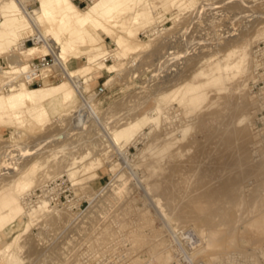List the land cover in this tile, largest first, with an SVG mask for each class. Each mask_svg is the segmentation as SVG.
Returning a JSON list of instances; mask_svg holds the SVG:
<instances>
[{"label":"rangeland","instance_id":"rangeland-1","mask_svg":"<svg viewBox=\"0 0 264 264\" xmlns=\"http://www.w3.org/2000/svg\"><path fill=\"white\" fill-rule=\"evenodd\" d=\"M151 1L152 12L155 14H152L151 20H153L154 17L156 19L150 22L151 26L144 22H135L133 20L137 11L144 8L142 3H135L134 5L128 6V3L120 1L119 7H117L113 14V20L115 19L116 23H104L102 30L97 28V30L94 31L95 37H98L94 45L103 50H118L117 39L120 36L126 37L129 43L135 47L138 46V49L128 50L123 53L118 60L113 56H107L104 62L108 66L114 65L115 71L113 74H109L105 69L95 71L93 74V82H88L90 87L87 86L90 92L86 91L84 93L81 92V95H75L74 102L58 113L50 114V121L44 125L25 123L22 127L21 134L16 133L14 139H11V137L16 126L7 118H0V199L9 190L15 188V183L23 172L27 170H36V184L27 191L28 193L30 191V194L27 192L24 194L26 196L29 195L27 197L25 196L23 199L26 211L35 208L40 202L38 200H42L43 197L44 199L48 198L47 201L51 200L49 201L50 206H53L51 208H56L53 209L54 211L57 210L50 216L53 215L57 218L60 216L58 211L60 213H66L65 211H67V214L71 215L70 224L72 223L70 226L64 223V228L61 220V216L63 215H61L59 217L61 219L58 222V226H61V229L57 226L56 222L55 225L58 227L56 228L58 230H52L55 226H51V222L48 223L49 220H47L46 223V217H44L45 219L42 218L44 221L41 219L42 222L40 221L38 224L34 223V225H32L30 231H28L29 234L28 232L26 233L28 236H26V234H24L26 236L25 238L24 235L22 236L24 240L26 239V244H24L25 242L21 237V242H13L10 246L3 245L4 241H9L14 235H18L21 231V227H23V223L26 222L27 216L26 218L25 216L20 217L15 224V229L12 234L2 233L3 239H0V251H3V256L0 258V264H11L10 260L12 258L16 259L18 264H130L135 259L144 264L146 260L151 257V254L157 253L158 250L163 247L161 242L154 241L157 240L158 236L165 233V218L163 219V213L161 214L159 211L156 200H158L159 203L164 206L166 212L170 214L173 209L172 203L166 199L169 197L170 193H172L173 196L176 195V197H174V200L176 198L174 202L175 206L181 203L179 202L180 200L185 205L188 204L190 198H194L195 195L198 196V192L200 193L203 191L202 193H205L204 190L207 191V187L213 190L209 188L213 186L215 182L213 180H216L215 184L220 186V184H217L220 180H217L220 179L218 176H222L223 174V179L226 178L225 180L232 179V177L235 178L234 176L241 177V180L245 179L243 183L244 185L250 184L249 188H254L256 186L255 184L259 183H255V180L257 177L258 179L259 177L262 178L260 174L262 176L264 175V165H262L264 161H260L262 159L264 160V106H262L264 105V0H194L192 5L188 6L186 4L187 6L185 5L180 8H176L175 6L165 7L164 3L166 0ZM94 2L95 0H78V2L75 3L80 8L85 9L93 5ZM24 3L29 11H33L39 7L37 0H25ZM3 20L4 18H2L0 13V21ZM38 26L43 35H49L47 37H49L52 43L51 45L58 51L61 50L62 47L63 49L66 48L65 44L67 41L71 40L67 32L60 31L61 34L59 36L52 32L53 30L55 32L59 30L58 18L56 22L42 20ZM33 32L34 31L30 29L29 32L20 37H27L23 40V48L41 45V43H37V39L34 35L31 36ZM130 33H132V35H130ZM150 39H152V41ZM79 46L80 44L78 42L74 43V49H79ZM167 46L172 47L170 48ZM243 47H246L251 55L256 54L254 56L255 59L250 60L251 62L254 60L252 62L253 65L250 64V75L253 76L252 74L254 73V76L253 79L249 76L251 78L247 80L249 83L247 82L248 85H246L247 87L245 86L244 90L246 91V88H248L249 93L246 92L248 95L244 93L247 97L242 95L241 98V94L234 91L237 90L239 82L240 84L243 82L242 79L244 77L241 78L242 75H239L231 81H234V83L228 84L229 91H225L228 95L222 93L223 96L220 95L223 98L220 96L221 98L219 97L220 99H218L215 97L217 93L210 90L211 92L209 93L208 100L193 114L187 115L184 107L178 104L177 101L168 104L169 96L166 95V90L172 87L173 84L176 85L177 80L180 82V85L183 84V82L192 84L196 80V73L200 69L206 67L209 60L217 61L224 58V56L231 51L239 50ZM16 49L17 47H7L5 50L0 51L1 67L8 68V61L6 58L9 55L14 54L24 59L20 54L21 50L19 49L17 51ZM43 52H45V49L38 48L36 54L29 58V60L37 59L39 56L44 55ZM258 53L262 54L259 56ZM62 55L64 56L65 64H67L68 59H71L68 64V71L73 77L72 81L74 83H82L83 85L87 77L80 74L78 78H75L74 75H72L73 71L71 69H76L82 65L85 61L83 59L84 56L77 59L71 55L69 50H65V53H62ZM219 56L220 58L218 59ZM254 57L251 56L250 58ZM176 70L178 72L175 73ZM170 73L172 74L170 75ZM174 74L175 76L177 74V78L173 76ZM259 75H263V78ZM4 77L6 76L0 73V78L2 79L0 87L3 89L7 82ZM166 78H169V81ZM62 79L65 80L63 76H59L56 79H51L49 82H52L50 84H55L61 82ZM174 79L177 80L175 81ZM179 79L181 81H179ZM171 81L173 84H171ZM105 83L107 84L105 85ZM38 86L40 85H35L34 87ZM3 92L8 91L4 89ZM91 94H95V96L91 100L90 107L87 108L83 98L89 97ZM236 94L238 98L240 94V98H237V100H240V102L243 100L242 103L239 101L238 103L240 104L237 103V100H235ZM254 94L257 95L255 96ZM259 99L261 102H259ZM249 101L250 103H248ZM247 104L250 109L246 111L244 106ZM236 105L241 106L235 107ZM251 105H255L254 108ZM154 108L161 109V113H164L165 110H169V113H166L165 116L170 115L171 117V115L175 113L174 116L172 115V120L175 121V123L173 121L170 123V120L168 122L163 116L158 131L154 128L155 126L151 124L136 137L135 142L127 147L121 150L118 149V151L110 146L108 139L105 137V133L118 129V127L123 126L133 118L143 116L148 112L151 113ZM216 111H220V113L218 112L217 114ZM245 111L247 113L248 111L250 112L248 114L252 116V119H250L251 122L249 120L247 124L238 126L237 121L246 114ZM182 112L185 113V116L181 114ZM180 118L181 120L179 121L178 119ZM187 119L188 121H185ZM185 122L193 125L190 124L192 130L189 132L186 140L182 142L183 144L181 143V145L179 144V146H176V148L178 147L177 150H182L181 152H183V154L180 152L174 158H171V160H175H172L173 162H171L168 155L153 159L154 161H160L159 165H161L153 174L147 172L148 170H146L147 168L144 167V164H142L143 166L141 165L143 162H140L139 167H134V162L139 165V160L137 159L141 151L140 149H143L146 147L147 143L152 141L150 139L154 138L153 136H155V133L163 135L170 132V130L172 131L178 127L187 126ZM176 123L179 124H177L178 127ZM199 125H201V127ZM204 127L206 128L205 131ZM252 127L254 128L252 129ZM199 128L203 131H200L201 129ZM151 129H155L156 131L153 130L155 132L150 133L152 134L150 136L148 133ZM240 130L247 132L245 135H247L248 138H253L257 134L255 140H260V143L255 146H251V143L250 145L247 144L250 150L248 146L245 145L247 150L251 151V154L256 153L259 156L257 157L256 154L253 156L252 154L251 156L253 159L256 158L253 161L251 156H249L251 159L248 158L247 154L250 155V153L245 149L248 152L246 156L248 160L254 162V164H251L254 165V167H251L250 163L246 164L243 161H238L239 154L246 153L245 150H242L244 145L241 144L242 140L239 142L235 141L234 138V134L237 131L240 132ZM260 134H262V136ZM258 135H260V138H258ZM46 138L52 141L45 144L40 143L47 140ZM261 139H263L262 143ZM8 143L11 147H8ZM39 143L41 146H45L35 148L34 145L36 146V144ZM40 144L38 146H40ZM261 144H263V146ZM261 146L262 149L260 148ZM18 147L20 150L17 149ZM240 147L241 149H239ZM176 148L174 150H176ZM260 149L263 152H261ZM102 150H104V153ZM106 150L107 157H105L107 159H104L100 153L102 152V154H105ZM108 150L110 152H108ZM244 151L245 153H243ZM86 152H91L92 155L96 153L95 156L98 154V157H103L105 166L103 165V168L99 170H93V174L97 173L99 177L89 181L88 177L91 173L89 175H84L83 169L76 174V177H69L68 172H64L65 168L67 166L73 167L76 158L80 160ZM136 157L137 159H135ZM167 157H169V159ZM257 159L260 161L259 163ZM87 162L88 160H82L81 163L77 164L80 166L77 169L83 167ZM171 163L176 164L172 167ZM240 163L245 164V166L241 164L240 167ZM238 165L239 167L233 171L232 169L236 168ZM246 165H249L251 168ZM113 166L115 169L111 171V167ZM246 168L248 169L246 170ZM261 168L263 173H260ZM229 170H232L234 176H231L230 172V175L226 173ZM243 170L248 171L249 173L245 172V174L248 175L251 172L253 175H251L252 178H249L250 175H245L244 177ZM255 170H257L256 172L260 170L258 172L260 174L257 173L258 176L256 174L254 175ZM131 173H133V177ZM150 173L153 178L150 177ZM241 173H243V175ZM119 176H122L124 181H128V192L123 198H120L121 200L117 199V203L112 202L113 205L111 201L115 199H106V196L107 198L111 197L112 190L110 188L113 185L116 186V182L118 184L120 183L116 180ZM148 176V181L150 180V182L144 179L145 177L148 178ZM205 176L207 179H204L206 178ZM215 176L217 178H215ZM134 177H136L138 185L141 183V186H137ZM201 177L204 179L203 181H201ZM247 177L250 179H248L249 182H247ZM150 178L152 181L154 180L152 184L158 182L157 185H159V188L155 191L156 193L150 191L149 195V190L146 189L147 187H145V185L152 182ZM208 178H213V180L211 179L213 184L210 185V180ZM83 179H85V181ZM79 180L83 181L74 185ZM222 182H220L221 185L223 184ZM175 183L179 184V186L176 185L177 187H175ZM215 184L214 187H216ZM219 186L218 189L221 188V186L220 188ZM171 187L172 190L170 191L174 192L169 191L170 193H168V189ZM263 188L264 187H262V190L259 189V191L261 190L259 192L261 195H264ZM143 189L148 192L144 194L145 191ZM214 189H217V187ZM166 192L168 193V197L167 194H165ZM45 194L48 195L46 196ZM88 194H93L94 198L90 197ZM108 194H110V197ZM182 194L185 196L187 195L186 197L189 199L185 201L184 198L186 197ZM104 196L106 200L111 201L105 200V202L103 199ZM88 197H90L89 199L91 201ZM154 197L157 199L154 200ZM99 200L101 202L104 201V204L106 203V205L101 203V207L103 205L105 206V208L102 207L104 211H111L108 212V215H106L107 213L104 214V218L102 216L103 209L99 211L101 215L100 213L98 214L97 211L98 209L101 210L98 204V202H100ZM221 200L217 202L222 204L221 202H224V200ZM94 202L98 204H96L98 207L94 205ZM36 203L37 205L35 206ZM63 204L65 205L63 206ZM107 204H111L109 205L110 207ZM219 204L218 206H220ZM254 205L255 203L249 201L244 205L242 210H247L246 212L248 214V211L252 210ZM263 205L262 199L256 201V207L259 210V207ZM182 206L180 209L178 206L176 211L177 215L182 212ZM61 209H63L64 212H62ZM254 210L255 212L253 211V214L247 215V219L245 218L246 225L243 223L236 229L238 233L236 234V245L238 246L236 249L241 251L232 247L228 253H264V219L256 220L259 210L258 212H256V209ZM246 212H244V215H246ZM239 213L238 210L233 209L231 217L236 218ZM64 215L66 216V214ZM49 217L48 219H50ZM71 219L73 220L71 221ZM81 226L87 227L84 229ZM231 226L233 227V224L227 226V228ZM181 228L188 230L192 229V224H187ZM86 229L88 231H86ZM102 231H106L105 236H101L100 233ZM31 236L34 237V240L30 238L27 240V238ZM101 237H103L104 240L100 241ZM254 239H259V241H255ZM226 240L229 241V238L223 237L221 244L228 243ZM28 242L32 245L29 246ZM204 242L205 241L196 243L195 249L197 248L200 250L201 248H207V244ZM195 249L194 253H197L198 250L196 249V251ZM213 252L216 254L215 249H213V251L207 249L204 254L208 257L214 254ZM228 253H224L222 258ZM201 256L199 255L198 257L197 255V258L202 259ZM128 260H130V262ZM203 261L207 263L208 258H204ZM152 264H158V262L154 259Z\"/></svg>","mask_w":264,"mask_h":264},{"label":"bare ground","instance_id":"bare-ground-1","mask_svg":"<svg viewBox=\"0 0 264 264\" xmlns=\"http://www.w3.org/2000/svg\"><path fill=\"white\" fill-rule=\"evenodd\" d=\"M24 1L25 0H0V13L2 15V18H4L3 21H0V51L5 50L7 47H11V48L17 47L16 50L18 51L20 49L21 50L20 54L24 58V59H22L16 55L12 54L6 58L8 61L7 62L8 68H3L0 66V73H1V75L6 76L4 78H6V81H7L4 89H5V91H8V92H3L4 89L2 87H0V118H2V119L7 118L11 122H13V124L16 126V129L14 131L15 133L13 132L11 139L15 138L16 133L21 134L22 127L24 126L25 123L44 125L48 121H50V114H56L59 111H61L62 109H64L65 107H67L68 105H70L72 102H74L75 95H77V94L81 95L82 94L81 92H83V93L86 91L90 92L89 91L90 85L88 82H93V78H94L93 74L95 71L105 69V71L108 72L109 74H113L115 71L114 65L108 66L104 62V60L107 58V56H113L116 60H118L121 57V55L123 53L127 52L128 50L138 49V46L135 47L134 45H131L129 43V40L124 36H120L117 39V49L119 51L116 49H115V51L114 50L106 51V50H103L102 48L94 45L98 40V37H95V35H94V31H96L97 28L102 30V26L104 25V23H114V24L116 23L115 19L113 20V14L116 11L117 7H119L120 1H124V2L128 3V6L134 5L135 3H142V5H144V8L137 11V13L133 19L135 22H142V23L144 22L145 24H149V26H151L150 22L156 20L155 17L153 18V20H151L152 14L155 15L152 12V1L151 0H95L93 5H90L85 9L80 8L74 2V0H37V2L39 3V7L33 11H29L26 8V5H24L25 4ZM193 1L194 0H166V2L164 3V6L165 7L175 6L176 8H180L182 6H185L186 4L188 6L192 5ZM183 8H185V7H183ZM57 18H58V23H59V30H56V32L53 30L52 32L57 36H59L61 34V32H67L70 36V39H71L70 41H67V43L65 44L66 48L63 49V47H62V49L59 51L51 45L52 43L50 42L49 37H47L49 35H45V34L43 35L41 33V31L39 30L40 28L38 26L42 20L55 21L56 22ZM30 29L32 31H34L33 34H31V36L34 35L35 38L37 39V43H41V45L23 48V40H25L27 37L26 38H23V37L20 38V37L23 34H26L27 32H29ZM130 35H132V33H130ZM150 40L152 41V39H150ZM77 42L80 44L79 49H74V43H77ZM249 42H247V43H249ZM247 45H249V44H247ZM245 46H246V44H245ZM167 47H170V46H167ZM38 48L45 49V52H43L44 55H52L55 57L54 68L53 69H43L44 78L49 75V72L54 71V72H63V74H64L63 77L65 80L62 79L61 82L55 83V84H50V83H52V82H49L50 80H44V83L38 87H34L30 83H27L24 80L23 74L26 73L30 68L29 58H31L32 56H34V54H36V50ZM170 48H168V49H170ZM65 50H69L71 55H73L77 59L84 56L83 57V59L85 60L84 63L82 65H80L79 67H77L76 69H71L73 71L72 75H74L75 78H78V76L80 74H83L85 77H87L86 82H84L83 85H82V83H78V82L74 83L72 81L73 77L71 76V74H69V71H68V68H69L68 64H69L71 59H68L67 64H65L64 58H63L64 56L62 55V53L63 54L65 53ZM256 51H260V50H256ZM250 52H251V50H250ZM258 54L260 56V54H262V53H258ZM255 55H251L248 52L247 48L243 47L239 50L231 51L230 53L226 54L224 56V58H222V59H219L220 58V56H219L218 57L219 60H217V61L212 60L213 61L212 62L210 60L209 61L207 60L208 64L206 65V67L200 69L196 73V75H195L196 80L194 83L188 84V83L183 82V84L180 85L179 84L180 82H178L177 79H176L177 81L174 79L177 83L176 85H174L171 81V84H173V86L167 88L168 90H166L167 91L166 95L169 96L168 104H172L171 102L174 103V101L175 102L177 101L178 104H180V105H182V107H184L187 115L193 114L199 109V107L202 104H204L208 100L209 93L211 92L210 90L215 91L218 94V96L216 94L215 97L220 99L223 96L222 93L227 94V92H225V91H229V89H228L229 85L228 84L234 83V81L233 82H231V81L239 75L240 76L242 75L241 78L244 77L245 79L244 78L242 79L243 82L241 84L239 82V84H238L239 86H237V90H234V91L239 92L241 94V98H242V95H244V97H247L248 94L246 92H248V88H246V91H244V90H245V86L248 85L247 84V82H248L247 80H249L248 78L252 77V79H253V76H254V73L252 74L253 76L250 75V72H251L250 67H251V65H253L252 62L254 60L252 62L250 60L255 59V57H254ZM41 56H43V55H41ZM221 56H223V55H221ZM251 56H253L254 58H250ZM170 66H169V68H170ZM255 66H257V65H255ZM165 68H166V66H165ZM177 70L175 71V73L180 71V70H178V71ZM253 70H255V69H253ZM172 71H174V70H172ZM172 71H170V72H172ZM171 74L172 73H170V75ZM173 76H175V74ZM176 76H177V74H176ZM176 76H175V78H177ZM249 76H251V77H249ZM262 76H260V77L263 78ZM166 79H168V81H169V78H166ZM1 80L2 79L0 78V82H1ZM254 80H257V79H254ZM179 81H181V80L179 79ZM258 81H261V80H258ZM84 84H86V85H84ZM106 84L107 83H105V85ZM87 86H89V87H87ZM261 91H262V89H261ZM244 93H246L247 95ZM240 94H239V98H240ZM94 96H95V94H91V95H89V97H85V98L81 97V98H83V100L85 102V106L87 108L90 107L91 100ZM237 96L238 95L236 94L235 100H237V98H238ZM249 96H250V94H249ZM258 96H259V94H258ZM251 97H252V95H251ZM248 99H249V97H248ZM238 101L240 102V100H237V103H238ZM242 101L240 103H242ZM246 101H247V99H246ZM251 102H253V101H251ZM259 102H261V100ZM229 103H230V101H229ZM240 103H238V104H240ZM248 103H250V101ZM240 106L236 105L235 107H240ZM249 106H250V104H249ZM254 106H252V107L254 108ZM262 106H264V105H262ZM244 107H241V108H244L246 111H247V109H250L248 107V104ZM170 109H171V107H170ZM217 110H220V109H217ZM220 111H222V110H220ZM220 111H216L217 114H218V112L220 113ZM246 111H245L246 114L243 115V117L237 121L238 124L235 122H232V123H235L238 126L247 124L249 122V120L252 119L251 118L252 116L248 114V113H250L249 111H248V113ZM253 112H254V109H253ZM166 113H169V110L168 111L165 110L164 113L163 112L161 113V109L154 108V110L151 113L148 112L143 116H140V117L138 116L136 118H133L132 120L126 122L123 126L118 127V129L113 130L111 132L108 131L109 133H105L106 134L105 137L108 139V143H110L111 147H113L115 150H118V149L121 150L122 148L127 147L128 145L135 142L136 137L139 134H141L142 131H144V129L147 126H150L151 124H153L155 126L154 128L158 131V129L160 128L161 118L163 116L166 120H168V122L170 120V123H171V121H173L172 119H173V116L175 113H173L172 114L173 116L171 115V117H170V115L165 116ZM181 114L184 115L185 113L182 112ZM166 120H165V122H166ZM178 120L180 121L181 118ZM179 121H177V122H179ZM185 121H188V119ZM173 122L175 123V121H173ZM250 122H251V120H250ZM177 124L178 123H176V125ZM185 124H187V122H185ZM190 124L191 123L187 124V126H181V127H178V125H179L178 124L177 125L178 128L174 127L176 129L172 130V131L169 129L170 132L165 133L163 135H159V133L158 134L155 133V136H153L154 138L150 139L152 141H150V143H147L146 147H144L143 149H140L141 151L139 152L138 159H137V157L135 158V159L139 160V165L136 162H134V164L132 163L134 165V167L135 166L139 167L140 162H143V163H141V165L144 164L145 165L144 167H146L147 168L146 170H148L147 172L148 173L151 172L153 174L158 168L161 167V165H159L160 161H154L153 159L158 158L159 156L165 157L168 155L170 157V160H171V158H174L176 155H178L182 150L178 151L177 150L178 147L176 148V146L177 145L179 146V144L181 145V143L184 142V140H186L189 132L192 130V127L190 126ZM200 124H202V123H200ZM191 125H193V124H191ZM172 126H175V125H172ZM199 126L201 127V125H199ZM169 127L173 128L171 126H169ZM253 128L254 127H252V129ZM155 129H151V131L148 133V135L151 136L152 134H150V133L155 132L156 131ZM199 129H201V128H199ZM153 130H155V131H153ZM205 130H206V128L204 129V131ZM200 131H203V130L201 129ZM259 132H261V131H259ZM245 133H247V132H243L240 130V132L237 131L234 134L235 141L241 142V140H242L241 144H244L242 147L243 148L242 150H245V149L247 150V148L245 146L247 144L250 145V143H251V146H255V145H258L260 143L259 142L260 140H257V141L255 140L257 138L256 133H258V132L255 133L256 137L254 136L253 138H248L247 135H245ZM260 135L262 136V134H260ZM260 135H258V138H260L259 137ZM146 136H147V134H146ZM263 139H264V137H263ZM263 139H261V143L263 142L262 141ZM51 141L52 140L48 138L47 140H44L43 142H40V143L45 144V143H48ZM39 144H36V146L34 145V147L39 148V147L45 146V145L41 146V144H40V146H38ZM261 145L263 146V144H261ZM9 146H10V144L8 143V147ZM262 146L260 147L261 149H262ZM175 148H176V150H174ZM182 148H183V146H182ZM257 148H258V146H257ZM17 149L20 150L19 147ZM239 149H241V147ZM248 149L250 150L249 146H248ZM249 150H247V151L250 153V155L247 154L248 153L247 151H246V153H245V151L243 152L245 154H239V157H238L240 159V160L238 159L239 162L243 161L246 164H249V163H250V165L254 164V162H252V160L251 161L248 160V158H250L249 156H251L252 154L254 156L256 153L251 154V151H249ZM103 151L104 150H102V152ZM15 152H17V151H15ZM98 152H100V151H98ZM98 152H96V153H98ZM102 152L100 154L105 159L107 157L106 156L107 150L105 151L106 152L105 154H102ZM108 152H110V151L108 150ZM261 152H263V151L261 150ZM95 154L92 155L91 152H86V154L83 155V157L80 160H78L76 158V161L74 162L75 165L73 167L69 166V167H71V168H69L67 166L65 168V171L64 170L63 171L68 172L69 177L74 178V177H76V174H78V172H80L83 169L84 175H87V174L89 175L91 173L90 176L88 177L89 181L98 178L99 177L98 174L97 173L93 174V170H99V169L103 168L104 159L102 156L98 157V154H97V156H95ZM181 154H183V152H181ZM246 154L248 155V158H247ZM240 155H241V158H240ZM169 157H167V158L169 159ZM257 157H259V156L257 155ZM252 159H253V157H252ZM254 159H256V158H254ZM254 159H253V161H254ZM259 159H261V158H259ZM82 160H86V161L88 160V162L83 167H81L80 169H77L80 167L77 164L81 163ZM172 160H171V162L175 161V160H173V161ZM18 161H19V159H18ZM45 161H46V158H45ZM260 161L263 162L264 160L262 159ZM260 161H258V159H257L258 163ZM16 163H19V162H16ZM41 163H42V161H41ZM176 163H178V162L176 161ZM175 164L171 163L172 167ZM241 164L242 163L239 164L240 167H241ZM177 165H176V167H177ZM239 165L232 170L234 171L235 169H237L239 167ZM262 165H264V162ZM179 166H180V164H179ZM242 166H245V164H242ZM246 166L249 167V165H246ZM252 166L254 167V165H251V167ZM251 167H249V168H251ZM114 169H115L114 166L111 167V171H113ZM247 169L248 168H246V170ZM232 170L231 171L229 170L226 173L230 172L231 176H232L233 175ZM260 170H259L260 173H263L262 168ZM256 171L257 170H255V173L254 172L253 173H254V175L256 174L258 176V174H260V173H258L259 171L258 172H256ZM245 172H248V171L243 172L244 177H245V175L246 176L248 175V174H245ZM136 173H137V171H136ZM151 173H150V175H151L150 177L153 178ZM230 173L228 175H230ZM243 173H241V174L243 175ZM62 174H63V172H62ZM132 174L133 173H131V176H132ZM136 175H138V174H136ZM223 175L218 176L220 179L217 180V181L220 180V182L223 181L222 185L220 182L217 183V184H220L221 188L219 185L215 184L216 180H213V178H210V179L208 178L210 180V185L213 184L211 179L213 181H215L214 184L217 187V189H214L216 187H214V184H213V186L209 187L213 190H210L207 187V191L204 190L205 193H202L203 191L200 193L198 192L197 193L198 196L195 195L196 197L194 196V198L193 197H192V199L190 198V200L188 201V204H185V205L181 200L180 201L178 200L179 202H181L180 203L181 206L183 203V206L181 208L182 212L178 215L176 214V211H177L178 206H179V209L181 206H180V204H178V206L174 205V202L176 200V198L174 200V197H176V195L173 196V194L170 193V192H174V191H170V190H172L173 186L170 189H168V193H170L169 197H168V193L167 192L165 193V194H167V197H168V198H166V197L165 198L168 199V201H171L172 207H173L172 212L170 214L167 213L164 206L162 204H160L158 200H156L157 207L159 208V211L161 212V214L163 213V215H162L163 219L165 218V220H164L165 221L164 222L165 223V233L158 236L157 240H154V241L161 242L163 247L161 249H159L157 253L151 254L150 255L151 257L148 260H146V263H144V264H152L154 259L158 262V264H170V262H171V250H170V243H169V240H170L169 234H170L172 229L181 228L187 224H190V225L192 224V229H189V234H190V238L193 240V242H195V243H199L201 241L206 242L207 248L202 249L200 247L201 248L200 250L196 248L198 250V252L195 253V256L197 257V255H198V257H199V255L200 256L203 255V256H201V258H202L201 260H204V258H206V259L208 258L207 264H216V263L221 262L224 259V258H222V255L224 253H228V251L232 247H234V249L238 248V246L236 245V243H237L236 242L237 241L236 234H238L237 230H236L237 227H239V225H242L243 223L244 224L246 223L245 221L247 219V215L249 216L250 214H253V211L255 212L254 209L257 210L256 212H258L259 209L256 207V201H258L259 199H262L263 204H264V195L259 194V192L262 190V187H264V180H263L264 175L262 176L260 174V176L262 178H260V177H259V179H258V177L256 178L255 183L256 182H259V183L255 184L256 186L254 188H249L250 184L247 185L245 183L246 185H244L243 180L245 181V179L241 180L240 179L241 177L233 175L235 178L232 177V179L225 180L226 178L223 179V177H224ZM249 175L250 176L252 175L251 172ZM250 176H249V178L251 179L253 175L251 177ZM119 177L116 180H118L120 183L118 184L116 182L117 185L116 186L113 185L110 188L112 190V192L110 190V192L112 193L111 197L112 196L113 197L111 198L109 196L110 194H108V196L110 198H107V196H106V199H111V200L115 199V200L114 201L106 200L105 196H104V198H103L104 201L105 200L111 201V204H113L112 202L117 203L116 200L117 199L121 200L120 198H123L126 195V193L128 192V190H127L128 189L127 188L128 181L127 180L124 181L122 176L120 178ZM134 178H135L134 181H136V177H134ZM215 178H217V177L215 176ZM249 178L248 177L246 178L247 182H249L248 181ZM53 179H56V178H53ZM137 179H138V177H137ZM140 179H141V177H140ZM144 179H146L148 181L149 176H148V178L145 177ZM201 179H202V177H201ZM204 179H207V177ZM204 179H202L201 181H203ZM221 179H222V181H221ZM42 180H40V181H42ZM83 180L85 181V179H83ZM83 180L77 181V183H75L74 185L79 184ZM132 180H133V178H132ZM261 180H263V181H261ZM147 181H146V183H147ZM151 181H152V179H151ZM35 182H36V170H30V171L27 170L20 175L19 179L15 183V186H14L15 188H12L11 190H9L0 199V239H3L2 233H4V232L8 233V234H12L14 229H15V224L18 222V219L20 217H23V216H25V218H26V216H27V220L25 223H23V227H21V231L19 232V234L16 236L14 235L7 242L4 241L3 245L10 246L13 242H18V241L21 242V237L24 234H26L28 231H30V228L32 227V225H34V223L38 224L40 221L42 222V220H43L42 218H44V217H46V220H45L46 223H47V220H49L48 223L51 222L50 225L55 226V228L52 227V228H54L52 230H58L56 228L61 227V226H58V222L60 221L61 218H62L61 220L63 222L62 226L64 223L68 226H70L72 224V223L70 224V216L71 215L67 214V211H65L66 213H60L58 211L60 216L63 215V216H61V218H59L60 216L57 215L58 216L57 218H59V219H57L53 215L50 216L52 213L56 212L57 210L54 211L53 209H56V208H51L53 206H50L49 201H51V200L47 201L48 198L44 199V197H43L42 200L41 199L38 200V201H40L38 203V205H37V203L35 204V206L37 205L35 208H33V209L31 208L30 211H26L25 204L23 202L24 201L23 199L26 196L24 194H26L25 192H27L30 188H32V186H34V184H36ZM148 182H150V180ZM153 182H154V180L151 183H147L145 185V187H147L146 189L149 190V192L145 191L143 189L145 191L144 194L146 192H148V194H149L150 191H153L154 193H156L155 191L158 190L159 185H157L158 182H156V184H152ZM184 182H185V180H184ZM136 183H137V186H139L141 184L140 183L138 185L137 181H136ZM136 183H135V185H136ZM174 185H175V187H177L176 185L179 186V184H176V183ZM42 186H44V185H42ZM218 186L220 189H218ZM252 186H253V183H252ZM212 187H214V188H212ZM254 189L258 190V191H255ZM259 189H261V190L259 191ZM186 193H184V194H186ZM28 194H30V191ZM199 194H201V195H199ZM45 195L47 196L48 194H45ZM88 195L90 197L94 198L93 194H91L93 196H91L90 194H88ZM27 196H29V195H27ZM151 196H152V194H151ZM183 196H185V195H183ZM90 197H88V199ZM180 198H181V196H180ZM186 198H184L185 201H187L189 199V198H187V199ZM155 199H157V198L154 197V200ZM219 199L224 200V202H221L222 204H219L218 203L220 201ZM104 201L98 202L101 210L96 209L98 211V214L100 213V215H101V212H99V211H102V209H103L102 216L106 213H107L106 215H108V212H111L109 210H108V212L104 211V208H105L104 205H106V203L104 204ZM214 201L215 202L218 201V202L215 203ZM249 201H252V203H255V205L253 206L252 210L248 211V214H247V212H246L247 210H242V208ZM101 203L104 204L102 206L104 208L101 207V205H102ZM96 204L94 202V205H96ZM111 204H109V205H111ZM218 204L220 206H218ZM64 205L65 204H63V206ZM73 205H75V204H73ZM63 208H65V207H63ZM94 208H95V206H94ZM259 208H260V210L258 212V215L256 214L257 215L256 220L264 219V205L260 206ZM69 209H71V208H69ZM106 209H107V207H106ZM233 209L238 210V213L240 212L239 215L236 216V218L231 217V212ZM61 210H62V212H64L63 209H61ZM243 211L246 212V215H244L245 213ZM64 214H66V216L67 215L68 216L66 217ZM79 214H82V213H79ZM48 217L50 219H48ZM107 217H106V219H107ZM103 218H104V216H103ZM72 220L73 219H71V221ZM56 222H57L58 227H56V225H55ZM44 224H45V222H44ZM232 224H233V227L231 226V227L227 228V226L232 225ZM63 227L65 228V226H63ZM86 227L84 226L82 228L85 229ZM102 230H103V228H102ZM105 230H107V229H105ZM86 231H88V230L86 229ZM103 231L100 233L101 236H103V235L105 236V234H106V231L105 232H103ZM28 234H29V232H28ZM28 234H26V236H28ZM26 236L24 235V238ZM31 237H28L27 240L29 238L30 239L34 238V237L31 238ZM223 237L229 238V241L226 240V241H228V243L226 242V244H221ZM24 238H23V240H24ZM25 240H24V242H25ZM101 240H104L103 237H101L100 241ZM254 240L259 241V239H254ZM26 243L27 242H25L24 244H26ZM28 244H29V242H28ZM115 244H117V243H115ZM31 245L32 244H29V246H31ZM211 248L215 249L216 254H215V252H213L214 254L209 255V254H211V253H209L208 254L209 256L207 257V255L204 254L205 250L210 249L211 251H213V249H211ZM236 250L241 251L239 249H236ZM262 252H263V250H262ZM229 253H231V252H229ZM2 256H3V251H0V258H2ZM128 261L130 262V260H128ZM10 263L11 264H18V261L16 259L12 258L10 260ZM130 264H142V263L135 259Z\"/></svg>","mask_w":264,"mask_h":264},{"label":"built area","instance_id":"built-area-1","mask_svg":"<svg viewBox=\"0 0 264 264\" xmlns=\"http://www.w3.org/2000/svg\"><path fill=\"white\" fill-rule=\"evenodd\" d=\"M74 1L78 2V0ZM29 64L30 68L23 74V78L32 86L42 85L44 80L64 76L63 72L51 71L44 78L43 69H53L55 66V57L52 55H43L37 59H32ZM169 237L171 250L170 264H207L195 256L194 249L196 243L190 238L189 230L174 228L171 230ZM216 264H264V253H228L221 262Z\"/></svg>","mask_w":264,"mask_h":264}]
</instances>
